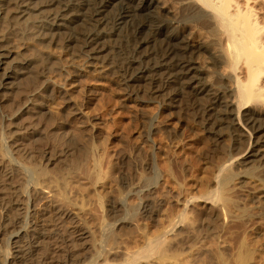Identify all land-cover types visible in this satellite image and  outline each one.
Returning a JSON list of instances; mask_svg holds the SVG:
<instances>
[{
	"label": "rangeland",
	"instance_id": "rangeland-1",
	"mask_svg": "<svg viewBox=\"0 0 264 264\" xmlns=\"http://www.w3.org/2000/svg\"><path fill=\"white\" fill-rule=\"evenodd\" d=\"M11 9L3 6L0 22L7 45L20 40ZM28 38L15 60L0 67V261L88 264L102 255L126 264L122 253L145 246L171 220L190 213L170 236L178 264H220L225 257L236 264L240 252L246 263L239 264H264V162L251 167L236 160L230 168L235 179L222 190L225 201L202 200L218 188L222 166L246 146L241 128H225L215 115L203 113L207 97L194 96L186 81L163 87L158 81L148 85L151 90L139 80L127 87L121 79L131 72L130 59L143 51L138 42L129 44L134 50L121 65L103 53L94 68L78 40L50 44ZM204 55L199 60L207 62ZM23 60L30 66L21 65ZM210 73L209 87L224 88L217 71ZM153 86L159 91L153 93ZM12 166L17 178L10 177ZM33 166L72 184L58 183L62 188L48 194L34 187ZM23 227L29 234L12 238Z\"/></svg>",
	"mask_w": 264,
	"mask_h": 264
},
{
	"label": "bare ground",
	"instance_id": "bare-ground-1",
	"mask_svg": "<svg viewBox=\"0 0 264 264\" xmlns=\"http://www.w3.org/2000/svg\"><path fill=\"white\" fill-rule=\"evenodd\" d=\"M8 4L12 5L11 11L13 12L10 19L19 28L18 34L20 35V40L17 44L7 45L4 42V37L0 35L1 68L4 64L8 63V59H11V62L15 60L13 56L18 54L22 47L26 48L28 44L27 39L32 36L37 41H47L50 44H58L60 41L69 44L74 40H78V45L88 60L94 63L90 64L92 67L97 65L95 62L102 58L103 53L109 54L110 61L124 62L127 59V55L134 50L129 44L138 42L139 47L143 51L136 52V55L130 59L129 69L131 72L126 78L121 79L126 83L127 87H135L136 82L139 80L145 81L144 85L147 84V86L161 81L162 87L165 84H173V82L174 84L181 85L186 81L184 83L185 87L194 91V96L200 94L207 97L206 102L204 101L205 99L203 100L206 103H204V108H200V110L203 109V113L215 115L216 124L218 122L222 123L225 125V128L227 126H237V130L239 128L243 130L244 135H241L247 139L246 146L244 149L242 148L243 151L238 156L229 159L220 171L218 170L220 172L217 175L218 179H216L218 180V188L213 193L210 192L212 195L203 199V196L201 197L205 203H214L217 200L221 201L225 197L222 190H226L225 186L227 187L229 181L231 182V179L235 177L230 172V168L233 167V163L236 160L240 159V163L250 166H262L264 162V154L261 153V148L264 145V0H0V22L4 19L3 15L5 14V11H2L3 6ZM157 44L161 47L160 54L154 52L156 51L155 46ZM130 48L132 49L130 50ZM202 54L207 55V62L199 60ZM119 64L121 65L122 63ZM21 65L28 66V60H23ZM104 65L106 66L107 64ZM104 65L97 66V69L103 70L105 68ZM212 71H217L219 78L221 81L223 80L224 88L218 89L215 87V90L212 89L213 87H209V82H211L210 72ZM4 81V79L1 81L3 86L6 83ZM152 88L155 87L153 86ZM155 90L159 91V88L156 87L153 90L154 92H151L155 93ZM32 169L34 187L47 190L48 194L54 188L57 191L62 188L58 183L62 185L64 182L63 186L65 187L72 184V182H66V179L63 180L64 178H59L62 180L60 182L59 179L55 181V177L52 180V178L50 179L46 175L45 170L39 169L36 166H33ZM9 172L10 174L12 173L10 177L17 178L15 177L17 174L15 175L14 168ZM82 172L84 171L82 170ZM6 176H8L7 173L4 174L3 178ZM5 181L7 182V180ZM188 204H191V200L188 201ZM187 205H185L186 208H188ZM147 208L148 204L144 206L145 211ZM219 209L221 210V207ZM218 212L223 213V211ZM186 214L189 215L190 213ZM246 215L249 214L246 213ZM184 216L182 214L176 221L171 220L172 222L170 221L169 226L165 230L163 229L164 231L161 230L160 234L153 235L151 239L147 238L148 240L145 241L148 242L145 246L142 245V247L131 253H122L123 257L126 255L125 263L144 264L146 262V264H166L170 260H175V263L178 264L176 255H173L176 251L171 253V246L173 245H171V242L173 240H170V236L175 234V229L181 226V222H184ZM9 221L13 223L15 220L9 219ZM27 225L29 226V223ZM15 226L17 224L13 223L12 227ZM29 227H23L22 230L16 231L12 238L24 237L28 233L25 231L29 230ZM243 240L245 239L243 238ZM178 245L180 247L181 244ZM243 246L242 244L241 248ZM7 253L3 256L8 257ZM240 254L243 255L241 252ZM219 255L221 254L219 253ZM242 255H239L240 258L238 257L237 263L239 259L241 261L242 259L244 260ZM113 256L116 257L117 255ZM225 258L223 260L226 261ZM223 260H218V262L221 264ZM5 262H3L2 258L0 264H4ZM227 262L225 264H228ZM183 263L181 262V264ZM190 263L191 260H189L188 264ZM88 264L121 263L113 262L111 256L102 257V255H98Z\"/></svg>",
	"mask_w": 264,
	"mask_h": 264
}]
</instances>
